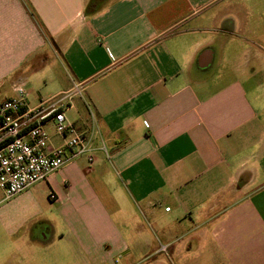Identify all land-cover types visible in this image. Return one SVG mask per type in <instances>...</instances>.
I'll use <instances>...</instances> for the list:
<instances>
[{"label":"crops","instance_id":"1","mask_svg":"<svg viewBox=\"0 0 264 264\" xmlns=\"http://www.w3.org/2000/svg\"><path fill=\"white\" fill-rule=\"evenodd\" d=\"M256 6L0 0V103L21 87L34 108L81 84L64 115L94 158L36 183L57 208L14 215L0 264H264Z\"/></svg>","mask_w":264,"mask_h":264},{"label":"built area","instance_id":"2","mask_svg":"<svg viewBox=\"0 0 264 264\" xmlns=\"http://www.w3.org/2000/svg\"><path fill=\"white\" fill-rule=\"evenodd\" d=\"M81 91L82 85L77 84L68 92L28 108L26 93L18 87L15 97L0 103V204L46 181L78 156L86 155L88 164H92L87 134L64 115V109ZM47 123L52 124V134L44 128ZM53 138L60 143H52ZM49 198L55 200L56 196L50 192Z\"/></svg>","mask_w":264,"mask_h":264},{"label":"rangeland","instance_id":"3","mask_svg":"<svg viewBox=\"0 0 264 264\" xmlns=\"http://www.w3.org/2000/svg\"><path fill=\"white\" fill-rule=\"evenodd\" d=\"M256 3L262 4V6H256V12L263 13L264 0H256ZM256 32H264V25L257 28ZM46 131L51 133L52 129ZM49 191L45 183L36 184L23 192L25 193L23 201L13 200L14 196L0 204V256L2 258L7 255L12 248L14 240L18 237V234H9V230L13 229L12 227L18 222L14 215L18 214V212L30 213L35 210L36 212H41L46 218H51V213L54 212L57 206L50 200Z\"/></svg>","mask_w":264,"mask_h":264}]
</instances>
